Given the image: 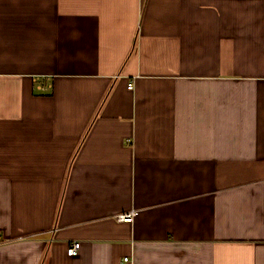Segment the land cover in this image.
<instances>
[{
    "label": "crops",
    "instance_id": "0c3cea01",
    "mask_svg": "<svg viewBox=\"0 0 264 264\" xmlns=\"http://www.w3.org/2000/svg\"><path fill=\"white\" fill-rule=\"evenodd\" d=\"M0 233V264H264V0H0Z\"/></svg>",
    "mask_w": 264,
    "mask_h": 264
},
{
    "label": "built area",
    "instance_id": "2783aa9c",
    "mask_svg": "<svg viewBox=\"0 0 264 264\" xmlns=\"http://www.w3.org/2000/svg\"><path fill=\"white\" fill-rule=\"evenodd\" d=\"M135 216H136V212H131V213H128L126 215H122L118 218L120 221L132 223L134 221ZM1 240H2V238H1V233H0V243H2ZM80 249H81V243L80 242H76V241L72 242L68 247L67 254L70 257H74L78 254ZM126 260H128V259H126Z\"/></svg>",
    "mask_w": 264,
    "mask_h": 264
}]
</instances>
